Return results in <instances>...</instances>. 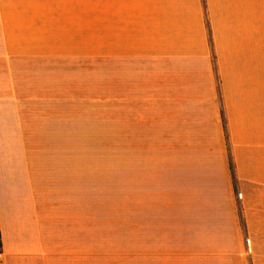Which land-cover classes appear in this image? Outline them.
<instances>
[{
	"label": "crops",
	"instance_id": "obj_1",
	"mask_svg": "<svg viewBox=\"0 0 264 264\" xmlns=\"http://www.w3.org/2000/svg\"><path fill=\"white\" fill-rule=\"evenodd\" d=\"M104 10L97 57L148 67L157 85L122 92L137 117L122 143L171 150L170 209L139 258L247 264L237 195L264 191V0ZM0 227V264H77V0H0Z\"/></svg>",
	"mask_w": 264,
	"mask_h": 264
},
{
	"label": "rangeland",
	"instance_id": "obj_2",
	"mask_svg": "<svg viewBox=\"0 0 264 264\" xmlns=\"http://www.w3.org/2000/svg\"><path fill=\"white\" fill-rule=\"evenodd\" d=\"M104 7L77 0V264H153L139 250L153 214L170 209V143H122L123 122L137 119L121 114L122 92L157 85L148 67L97 57L91 33ZM237 207L247 264H264V191L237 195Z\"/></svg>",
	"mask_w": 264,
	"mask_h": 264
},
{
	"label": "trees",
	"instance_id": "obj_3",
	"mask_svg": "<svg viewBox=\"0 0 264 264\" xmlns=\"http://www.w3.org/2000/svg\"><path fill=\"white\" fill-rule=\"evenodd\" d=\"M231 170L234 176V167L231 165ZM3 253V242H2V234H1V227H0V255Z\"/></svg>",
	"mask_w": 264,
	"mask_h": 264
}]
</instances>
